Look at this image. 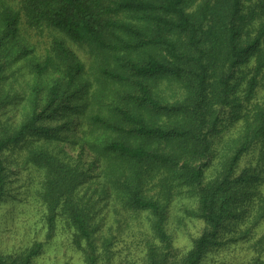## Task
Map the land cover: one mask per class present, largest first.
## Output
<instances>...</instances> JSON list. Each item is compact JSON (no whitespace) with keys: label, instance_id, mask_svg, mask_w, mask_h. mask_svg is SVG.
<instances>
[{"label":"trees","instance_id":"1","mask_svg":"<svg viewBox=\"0 0 264 264\" xmlns=\"http://www.w3.org/2000/svg\"><path fill=\"white\" fill-rule=\"evenodd\" d=\"M20 15L88 58L59 37L24 94L0 74V199L9 161L32 168L47 238L61 227L83 264L118 244L142 264H264V0H21L0 12V45ZM175 195L201 225L182 251ZM43 246L0 264H35Z\"/></svg>","mask_w":264,"mask_h":264},{"label":"rangeland","instance_id":"2","mask_svg":"<svg viewBox=\"0 0 264 264\" xmlns=\"http://www.w3.org/2000/svg\"><path fill=\"white\" fill-rule=\"evenodd\" d=\"M20 1L0 0V12L4 9L19 10ZM59 37L65 40L78 55L83 56L84 59L88 58V55H85L84 50L78 44L62 37L54 29L48 27L38 29L29 26L23 16L20 15L16 35L10 41L2 42L3 45H0L3 48L2 52L6 54V56L1 57L3 66H1L0 74L4 76L1 80V89L8 90L10 93L21 94H24L26 90L28 91L29 72L34 70L31 69L33 63L42 64L46 55L52 52L53 41ZM1 40L4 41V39ZM16 51H18V55L15 56ZM4 59L6 63H4ZM10 108L9 106L8 110ZM22 113L23 108L19 104L9 113L2 114V118L18 121ZM233 130V127L230 128L224 135L222 143L229 139L228 136L233 134ZM14 157L16 158L18 155L12 157L10 155L8 160L12 159L13 161ZM17 159V161L20 160ZM247 159L248 157H246V161ZM9 164L11 172L7 178L5 194L0 199V252H18L32 244L33 241H42L44 246L42 252L35 258V264H83L79 254L70 244L68 233L61 227L50 238H47L43 221L44 207L36 193L38 187L37 172L30 167L27 168L26 165L13 166L10 161ZM190 201L183 195H175L169 208L172 217L169 219L168 228L172 233L174 246L181 251L190 246L192 236L198 233L201 226L198 221H192L185 217L184 210L190 207ZM180 217L181 219H179ZM120 247H122L121 244L114 248L110 247L114 254L110 257L109 264H142L140 255L136 257L126 256L118 250ZM232 248L238 254L240 250L244 251L245 244L236 243ZM221 253L222 250H219V255Z\"/></svg>","mask_w":264,"mask_h":264}]
</instances>
